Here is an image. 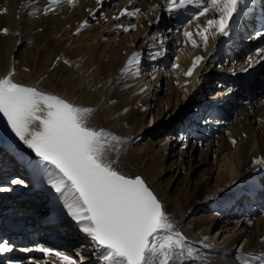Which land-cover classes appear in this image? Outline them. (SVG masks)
I'll use <instances>...</instances> for the list:
<instances>
[{"label":"bare ground","instance_id":"1","mask_svg":"<svg viewBox=\"0 0 264 264\" xmlns=\"http://www.w3.org/2000/svg\"><path fill=\"white\" fill-rule=\"evenodd\" d=\"M37 2L50 5L51 0ZM159 2L133 0L130 5L128 0H102V4L97 5L96 0H76L72 5L62 0L61 4L53 6L52 28L59 37L57 42L43 54L38 45L37 53L30 48L18 59L17 54L12 57L9 54L11 47L19 44L22 38L16 35L33 29L38 19L35 13L40 8L34 9L30 13L34 16L26 22L23 17L33 7V0H0V29H8L7 34L0 32V49L5 47L4 55H0V78L14 69V82L72 98L78 106L92 107L90 124L127 140L119 166L140 164L147 180L161 177L166 170L165 159L178 156L172 165L178 170L185 167L187 175L182 196L191 212L199 209L202 213L196 215L191 227L182 230L177 222L175 229L187 237L194 252L206 253L212 264H243V260L237 258L238 253L245 255L249 264H259L252 257L264 254V240L261 239L264 237V83L262 78L258 80V87L260 82L262 86L257 95L263 94L259 99L252 93L241 95L239 88L253 84L254 79L264 73V62L248 68L247 59L244 65L231 70L222 63L226 59H240L250 46H264L262 40L247 39L249 33L254 35L264 26V0H250L247 13L235 19L232 33L228 37H209L206 50L202 43L199 48L173 43L178 37L182 39L180 23L168 17L162 8L154 7ZM125 7L129 10L140 7L142 12L139 17L113 19ZM90 9H96L95 16H89ZM153 12L163 16L159 25L148 23ZM85 19L89 21L88 26L74 35ZM24 24L28 26L22 28ZM130 24L137 27L128 32L116 27ZM168 28L173 31L168 33ZM157 29L160 34L169 36V51L165 57L151 60L150 53L154 54L157 44L152 35ZM192 30H195L194 23ZM146 32L152 35L145 37ZM242 38L244 40L240 41ZM80 51L83 53L76 59L74 55ZM134 51L141 53L139 63L124 71ZM196 55L206 59L192 76H185ZM103 61H108L106 69L98 65ZM245 68L248 71H243ZM126 73L133 76L130 87L116 90L126 82L122 79ZM213 76L220 78L221 84L215 83L207 90L204 84ZM45 83L56 90H46ZM162 84L166 101L159 99L156 103L159 112H156L146 107V102L151 101V96L154 98L155 85L159 90ZM129 91H135L137 103L131 99ZM120 95L128 96L125 100L127 111L113 116L117 110L111 99ZM131 103L134 104L132 110ZM248 104L237 112L239 106ZM194 106L196 110L192 112ZM131 113L139 117L130 118ZM234 115H239L238 120L226 133L220 134L229 117ZM213 116L215 119H210L211 123L206 121ZM0 122L10 132L8 141L0 136V187L8 188L0 192V238L13 247L10 252L0 253L1 264L8 261L12 264H67L39 248L59 251L77 264H102L98 261L99 252L94 242L65 214L60 194L45 182L46 177L38 178L27 166L26 162L34 158L32 150L11 131L2 114ZM207 138L208 147L200 152L199 163L194 164L188 147H199ZM199 167H202L201 178L190 191V174ZM14 178L24 183L11 184ZM88 242L93 245H87ZM18 258L22 263H16Z\"/></svg>","mask_w":264,"mask_h":264},{"label":"snow or ice","instance_id":"2","mask_svg":"<svg viewBox=\"0 0 264 264\" xmlns=\"http://www.w3.org/2000/svg\"><path fill=\"white\" fill-rule=\"evenodd\" d=\"M61 2L51 0L50 5L45 6L44 14L55 11L53 6ZM68 3L75 5L76 0H68ZM96 3L101 5L102 0H96ZM128 3L133 4V0ZM249 3L250 0H160L154 7L162 8L168 17L180 23L182 39L178 37L173 43L193 48H199L202 43L206 50L209 37H228L232 33L235 19L247 13ZM88 11L89 16L96 15V9ZM141 12L140 7L131 10L125 7L113 19L139 17ZM162 19L160 13L153 12L148 23L159 25ZM88 23L85 19L74 35L80 34ZM116 27L128 32L137 25ZM172 31V28L167 29L168 33ZM0 32L7 34L8 29H0ZM149 35L152 34L144 33L145 37ZM152 39L157 44L150 59L165 57L169 51V36L160 34L157 29ZM250 39L264 41V26ZM140 56L139 51H134L124 71L134 63L138 64ZM205 59L196 55L184 75L192 76ZM248 61V68L264 62V46L256 48L255 56H249ZM64 63L68 61L64 60ZM136 74L139 75V70ZM14 75L13 69L0 78V114L6 118L11 131L34 153V158L26 162L27 166L38 178L46 177L45 182L64 201L65 214L94 242L99 252L98 261L102 264H193L191 243L175 229L166 206L140 175L130 176L119 169L126 138L90 124L92 107L78 106L59 95L14 82ZM10 183L22 184L24 181L14 178ZM7 190L0 187V192ZM12 250L11 243L0 238V253ZM38 250L54 254L67 264H77L76 260L59 251ZM237 258L243 260V264H249L245 255L238 253ZM252 259L264 264V254Z\"/></svg>","mask_w":264,"mask_h":264},{"label":"rangeland","instance_id":"3","mask_svg":"<svg viewBox=\"0 0 264 264\" xmlns=\"http://www.w3.org/2000/svg\"><path fill=\"white\" fill-rule=\"evenodd\" d=\"M33 7L31 6L28 9V12L26 15H24L23 19H26L27 22V18L34 16H30V13H32V11L36 8H40L38 9L39 12L35 15L38 16V19L36 21L35 26L33 27L32 30H28L25 29L20 34L16 35L17 37H22L20 38V40L18 41L19 44H16L15 47H11L9 54L12 56H15L16 54L18 55V59H21L23 56L26 55L27 50H29L30 48L32 49V52L37 53L36 48L38 45L41 46L39 52L40 54H43L46 52V50L48 49V47H52L54 46V44L57 42L58 40V35L53 31L52 28V17H53V12H49L48 14H44V8L46 5H49L48 3L46 4H38L37 0H33ZM40 6V7H38ZM28 26V24H24L21 25L22 28H26ZM21 30V28H19V31ZM251 33H249L247 39L249 40L251 37ZM46 39H48V41L46 42ZM246 39V40H247ZM244 38L240 39V41H243ZM16 43V42H15ZM264 43V42H262ZM260 45V44H259ZM259 45H253L250 46V48L245 51L243 54H241L240 59H226L223 60V65L225 67H227L226 69H233V67H237V66H241L244 65V62L248 59L249 55H251L252 53H255V49L259 46ZM5 47H2V49H0V55H4L2 52L3 49ZM83 51H80L79 53L77 52L74 57L77 59L78 57H80L82 55ZM42 58V55H41ZM98 65H102V67L104 69H106V67L108 66V61H103L102 63H98ZM119 66V65H118ZM12 68H14L12 66ZM5 76V75H3ZM136 76V75H135ZM264 73H261L257 76V78L254 79V83L251 85H248L247 87L244 88H239V90L242 92L241 95H249L250 93H252V95H257V91L258 89L262 86V83L260 82L261 86L258 87V80L262 78V82L264 83ZM119 77H121V75H119ZM212 79L209 81H207L204 86H206L205 88L207 90H210L212 85H214L215 83H220L221 84V80H219L220 78H217L215 76L211 77ZM123 80H126L125 83H121L118 87H116V90H123L126 89L128 87H130V83L133 80V76L130 75V73H126V75L124 77H122ZM163 84L160 86L161 88L159 90H157L158 85H155L154 87V98L153 96H151V101L148 103L146 102V107L149 106V108H151L153 111L159 112L156 103L159 101V99H161V101L165 102L166 101V96H165V90H163ZM250 87V88H249ZM44 88L46 90L51 91V89L56 90L55 87L49 85L48 83L44 84ZM248 88V89H247ZM158 96V99L155 98V96ZM263 94L257 95L256 97L259 99ZM67 96V95H65ZM129 96L131 97L132 100L135 99V91H129ZM68 97V96H67ZM112 97V96H111ZM128 96H124V95H120L117 97V99H111V103L113 104V108L115 107V110H117V112L113 115V116H121V114L125 111V100L127 99ZM65 98V97H64ZM67 99V98H65ZM137 99V98H136ZM135 99V103H137L138 101ZM68 101L72 102L75 104L74 100L72 98L67 99ZM232 105V104H231ZM231 105H229L228 107H230ZM250 104L246 105V106H239L237 109V112L242 111V109L248 107ZM134 104L131 103V107L130 110H132ZM141 107H145V104L141 105ZM128 108V109H129ZM192 112L196 110V107H192L191 108ZM175 111V106L174 109L172 110V112ZM131 117L132 116H137L139 117V115L133 114L131 113ZM147 117H149V115H147ZM239 115L237 116H232L229 117L228 119V124L224 125V129L220 132V134L222 133H226L227 130H229L230 128H232V126L234 125L235 121L238 120ZM210 119H215L214 116L213 117H207L206 121H209ZM129 120V119H128ZM147 122V119H146ZM211 123V120L209 121ZM207 125H209L211 127V125L208 123ZM0 136L2 137V139L4 141H8L10 138V132L9 129L5 128V126L3 125V123L0 122ZM219 133V131L217 132ZM209 140V138H207L205 141H203L201 143V145H199V147L196 148H191L188 147V150L190 151V154H193V159L191 160L194 164L199 163V161L201 160L202 155L200 154L201 151L206 150V148L208 147L207 145V141ZM192 143V141L190 142ZM178 156L174 157H170L165 159V166H166V170L165 172L162 173L161 177H156V179H148L147 180V174H145L142 170V167H140V164L137 165H130V166H119V169L130 176H135V175H142L144 177V179L147 181V183L149 184V186H151V188L156 192V194L158 195V197L161 199L162 203L166 206L167 209V213L170 216V219L172 220L173 224L179 222L181 229H186L191 227L190 224H192V222L194 223L193 220L196 219V215L202 213L199 209L196 210L195 212H191V209L188 207L189 203H187L183 196H182V191L183 189H185V185H183L187 175H186V169L185 167L182 168V170H178L174 167V165H172L173 160L177 159ZM188 157L185 158V161H187ZM187 165V163H186ZM180 171H182L180 173ZM176 172V176L174 177V173ZM202 175V167L198 168L194 173L190 174V185H189V190L192 191L195 187V183L201 178ZM6 213L11 214L13 213V211H7ZM181 232V230H180ZM87 245L92 246L93 242H88ZM185 253H186V249H185ZM77 255V254H76ZM75 256V254H74ZM41 257V256H40ZM193 264H212L210 257H208L206 255V253H204L203 251H198L194 252L193 251ZM38 259V258H37ZM41 259V258H40ZM2 261H0L1 264ZM16 263H22L21 260L16 259ZM98 263V262H97Z\"/></svg>","mask_w":264,"mask_h":264},{"label":"water","instance_id":"4","mask_svg":"<svg viewBox=\"0 0 264 264\" xmlns=\"http://www.w3.org/2000/svg\"><path fill=\"white\" fill-rule=\"evenodd\" d=\"M26 148L27 149H29L28 147H27V145H26ZM31 150V149H30ZM143 179H144V177L142 176V175H140ZM145 180V179H144ZM146 181V180H145ZM146 183H147V181H146ZM148 184V183H147ZM149 185V184H148ZM151 187V186H150ZM152 189V188H151ZM153 190V189H152ZM153 192L156 194V192L153 190ZM157 195V194H156ZM157 197H158V195H157ZM159 198V197H158ZM160 199V198H159Z\"/></svg>","mask_w":264,"mask_h":264}]
</instances>
